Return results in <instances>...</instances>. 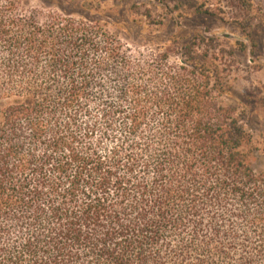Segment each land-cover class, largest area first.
<instances>
[{
    "label": "trees",
    "instance_id": "1",
    "mask_svg": "<svg viewBox=\"0 0 264 264\" xmlns=\"http://www.w3.org/2000/svg\"><path fill=\"white\" fill-rule=\"evenodd\" d=\"M236 45L134 57L100 22L0 0V264H264Z\"/></svg>",
    "mask_w": 264,
    "mask_h": 264
},
{
    "label": "rangeland",
    "instance_id": "2",
    "mask_svg": "<svg viewBox=\"0 0 264 264\" xmlns=\"http://www.w3.org/2000/svg\"><path fill=\"white\" fill-rule=\"evenodd\" d=\"M39 21L51 12L100 22L122 43L125 53L141 57L162 50L171 40L193 34L217 36L236 47V69L225 92L253 139L256 173L264 172V0L247 10L237 0H19ZM207 10L202 14L198 11ZM147 12L150 18L147 17ZM251 36L253 41L248 37ZM171 61H177L172 56Z\"/></svg>",
    "mask_w": 264,
    "mask_h": 264
}]
</instances>
